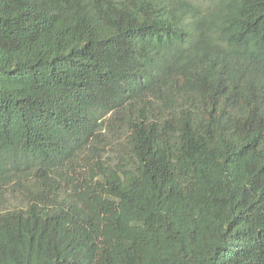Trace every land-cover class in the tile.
Instances as JSON below:
<instances>
[{
	"label": "trees",
	"instance_id": "16d2710c",
	"mask_svg": "<svg viewBox=\"0 0 264 264\" xmlns=\"http://www.w3.org/2000/svg\"><path fill=\"white\" fill-rule=\"evenodd\" d=\"M6 189L0 264H264V0H0Z\"/></svg>",
	"mask_w": 264,
	"mask_h": 264
},
{
	"label": "rangeland",
	"instance_id": "374dc122",
	"mask_svg": "<svg viewBox=\"0 0 264 264\" xmlns=\"http://www.w3.org/2000/svg\"><path fill=\"white\" fill-rule=\"evenodd\" d=\"M100 136H101L100 139L102 141L100 147H104L103 151L107 152L106 157L109 155L111 157L109 159L111 162L113 160H116L118 155L117 150L119 148L117 149V145H115L114 147H112V150H110L109 144L115 143L118 135L116 136V134H112L109 128L107 127V129H104L102 131V134ZM82 167H83V163H80L78 169H82ZM25 198H27L26 192L24 193L23 196L18 191H13L12 189L3 190L2 193L0 192V200L2 203L0 209L7 210V209H13L15 207H20L26 203Z\"/></svg>",
	"mask_w": 264,
	"mask_h": 264
}]
</instances>
